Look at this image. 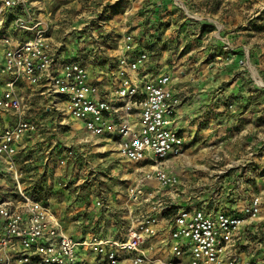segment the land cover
<instances>
[{
	"label": "rangeland",
	"instance_id": "obj_1",
	"mask_svg": "<svg viewBox=\"0 0 264 264\" xmlns=\"http://www.w3.org/2000/svg\"><path fill=\"white\" fill-rule=\"evenodd\" d=\"M31 1L57 18L54 38L60 53H74L69 58L116 78L130 33L149 57L151 76L169 73L190 102L202 103L188 116L182 155L168 162L178 176L177 188L147 181L148 191L158 192L163 201H170L173 192L177 202L208 201L218 207L215 194L224 182L231 181L232 190L243 196L250 184L248 195L259 196L262 208L246 227L259 225L251 236L264 240V0ZM20 87L31 95L27 116L39 124L15 155L21 185L61 218L68 234L84 241L107 236L116 226L125 233L133 217L149 213L153 203L145 195L135 203L128 190L142 177V163L121 156L109 139L87 133L62 109L49 110L47 99L31 94L27 84ZM13 118L0 113V135ZM4 180L16 189L14 178ZM96 200L104 206L95 207ZM153 249L145 251V263L159 264Z\"/></svg>",
	"mask_w": 264,
	"mask_h": 264
},
{
	"label": "built area",
	"instance_id": "obj_2",
	"mask_svg": "<svg viewBox=\"0 0 264 264\" xmlns=\"http://www.w3.org/2000/svg\"><path fill=\"white\" fill-rule=\"evenodd\" d=\"M51 28L50 18L33 13L24 0H0V113L14 117L0 135V179L9 176L17 183L11 193L15 198L0 195V264H83L80 247L92 248L107 264H121L123 256L131 264H144L143 245L159 233L163 220L171 253L166 264H259L256 251L240 257L243 237L260 230L246 228L261 211L259 196L242 211L227 212L208 201L179 203L173 192L170 201H163L158 192L148 191L147 181L172 191L179 183L168 162L182 155L186 142L174 127L182 96L174 92L171 75L151 76L147 53L129 33L116 73L119 82L106 92L90 80L86 64L59 52ZM19 83L34 87L31 94L47 99L49 110L62 109L87 133L109 139L121 156L142 163V177L128 190L135 203L143 195L153 203L149 213L133 217L126 232L117 236L80 241L68 234L61 218L21 185L15 155L39 124L27 116L31 95L26 96ZM94 204L104 206L100 200Z\"/></svg>",
	"mask_w": 264,
	"mask_h": 264
},
{
	"label": "crops",
	"instance_id": "obj_3",
	"mask_svg": "<svg viewBox=\"0 0 264 264\" xmlns=\"http://www.w3.org/2000/svg\"><path fill=\"white\" fill-rule=\"evenodd\" d=\"M30 3H27V7L29 9H31V11L35 14H37L38 16H42L45 18H50L52 22V28L50 31V36H51V40L53 42V44L60 49V45L57 42V39L54 38V34H55V28H56V21L57 18L54 17H50L49 14H51V12H44L42 9V6L39 4H36L35 1H31L29 0ZM40 2V1H39ZM46 10V9H44ZM66 52V51H65ZM69 55H74V53L71 54H66V56ZM76 58V57H75ZM90 71V80L93 81L94 83H96L97 85L100 86V88L104 89L106 92H110L116 85V78H111L110 76H106L104 77L102 74L99 73V71L97 70H93L91 69V66L89 68ZM23 83H19V87L22 85ZM28 86V85H27ZM171 86L174 90V92L180 94L182 96V102L181 105L178 107L177 109V113L175 114L174 117V127L175 129H177L178 131H180L184 138H185V134L187 132H189V121L190 118L192 117H188L192 114L193 110H195L196 107L201 106V102H197V101H193L190 102L187 97L180 91L177 90L171 83ZM30 87V86H29ZM33 91L34 87H30ZM36 94V93H33ZM44 99V97H41ZM35 99H38V97H35ZM189 101V102H188ZM202 101H205V97H203ZM207 109V106H203V111H205ZM195 114V113H194ZM195 116V115H192ZM197 123V120L195 122V124ZM83 127V124H82ZM112 147V146H111ZM109 147V148H111ZM0 195H6V196H10V194L14 191L12 188L10 189V186L8 187V185L5 183L4 179H0ZM4 186H7V188H4ZM223 186V190L220 191V193L216 192L215 194V201H217L216 206L224 209L227 212H236L238 211L237 209H239L240 207H244L249 200L251 199V196L248 195V193L250 191L253 190V188L251 187V185L249 184L250 188L248 190L246 194V196L240 195L237 192L233 191L232 188L234 187V184L232 185L231 181H226L224 182ZM244 191V190H243ZM10 192V193H9ZM168 193V192H167ZM170 194H173L172 192H169ZM179 203L184 204V201H179ZM187 204V202H185ZM236 210V211H235ZM264 218V217H263ZM264 223V220H263ZM261 223V225L263 224ZM259 226V225H256ZM168 224L165 220L162 221V223L159 225L158 229H159V233L153 237V239L150 241V246L147 245V247L144 249V251L148 252V251H153V248H156V253L159 255L157 256L160 260H156L158 261L159 264H166V261H168L171 258V253L169 251V245H168V230H167ZM253 227L247 228L250 231H253ZM260 227V226H259ZM262 229H264V226L262 227ZM121 228L119 227H115L114 231L109 232V234L107 235V237H112V236H117L118 234H121ZM77 239V237H74ZM262 239V238H261ZM259 238H256L254 236H245L243 237V239L241 240V243L244 244L246 247H244L242 253L240 254V257L246 258L250 255V253L252 251H256L258 252L257 257H258V262L259 264H264V258L259 257V255H261V253H264V246H260L261 243L264 241L263 239L261 240ZM79 240V239H78ZM150 248V250H149ZM262 248V250H260ZM148 254V253H147ZM79 255L81 257V261L83 264H100V259L97 260V256L98 254H91L89 252L88 249L84 248V247H80L79 248ZM147 256V255H146ZM147 258V257H146ZM148 263V262H147ZM144 263V264H147ZM121 264H131L130 260L126 259L124 256L121 259ZM149 264V263H148Z\"/></svg>",
	"mask_w": 264,
	"mask_h": 264
}]
</instances>
